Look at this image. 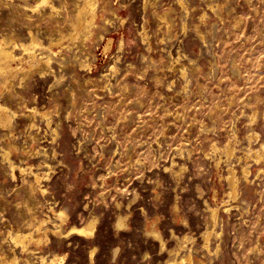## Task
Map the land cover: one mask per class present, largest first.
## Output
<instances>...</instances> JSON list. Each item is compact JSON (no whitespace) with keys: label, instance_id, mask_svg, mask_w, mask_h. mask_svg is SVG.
<instances>
[{"label":"rangeland","instance_id":"374dc122","mask_svg":"<svg viewBox=\"0 0 264 264\" xmlns=\"http://www.w3.org/2000/svg\"><path fill=\"white\" fill-rule=\"evenodd\" d=\"M47 1L0 0L22 68L0 72V264H264V0H99L86 39L82 0ZM32 37L62 40L50 63L30 68Z\"/></svg>","mask_w":264,"mask_h":264},{"label":"bare ground","instance_id":"6f19581e","mask_svg":"<svg viewBox=\"0 0 264 264\" xmlns=\"http://www.w3.org/2000/svg\"><path fill=\"white\" fill-rule=\"evenodd\" d=\"M99 0H82V4L79 6V9H78V12H77V15H76V21L74 22L73 24V33L71 34V37L72 39H77L79 37H83V38H88L92 32V28L95 26V20H96V16H97V6H98V2ZM182 1V0H180ZM178 1V2H180ZM42 3H48L47 0H42ZM183 4V3H182ZM180 5V4H179ZM183 5H181L182 7ZM8 42L6 41V38H2L0 39V72H1V75L6 79L5 83L8 82L10 79L9 78H14L13 76H15L16 74H18V72L20 70H22L21 67L18 66V63H17V66H14V62L16 60H18V57L17 55L15 54V52L8 48V47H4L3 45L4 44H7ZM62 44V40H58L56 42L52 41L50 45L46 46L44 45L41 41L37 40L35 37H32L31 39V43L28 44V45H23L21 44V48L29 53V57H30V68H33V66L36 64V63H41V62H44L46 64L50 63L51 59L53 58L54 55H56V52L53 50V46L54 45H61ZM37 50H41L42 53H46V56L44 57H38L36 52ZM22 61V60H20ZM25 61V60H24ZM22 63V62H21ZM27 63V62H26ZM28 64V63H27ZM37 66V65H36ZM39 66V65H38ZM24 68V67H23ZM29 68V69H30ZM26 70V69H24ZM31 70V69H30ZM34 70V69H33ZM39 70V69H38ZM24 72V71H23ZM22 72V73H23ZM26 72V71H25ZM21 73V74H22ZM2 77V78H3ZM7 79H9L7 81ZM11 121V118L8 114V112L6 111L5 107L1 106L0 105V123L1 124H7ZM233 139V138H232ZM229 143V142H228ZM233 143H231V140H230V143L227 145L226 144V147L224 149V152H225V155H227L226 157L229 158L228 160H230L231 157H235V154H236V148L233 147L234 145H232ZM225 146V145H224ZM261 146V145H260ZM215 147V145H214ZM217 147V146H216ZM251 148V147H250ZM219 149V148H218ZM216 150V149H215ZM248 150V149H247ZM262 150V149H261ZM249 151V150H248ZM223 152V151H221ZM255 152V150L253 151ZM263 153V151H262ZM210 154V153H209ZM253 154V153H252ZM255 154V153H254ZM257 154H258V151H257ZM208 155V154H207ZM249 155V153H248ZM247 155V156H248ZM224 156V155H223ZM222 156V158H223ZM259 158H260V155L258 154L257 155ZM225 157V158H226ZM250 157H252L250 155ZM256 157V156H255ZM254 157V158H255ZM236 158V157H235ZM248 158V157H247ZM244 160V159H243ZM256 160H258V158H256ZM229 162V161H228ZM229 164V163H228ZM11 169H12V173L14 175V171L15 170H19L20 172H23L25 171L26 169H24L23 167L21 166H17L15 165L14 163H11ZM233 165V164H232ZM248 165V164H247ZM41 166V165H40ZM172 166V165H170ZM231 166V165H230ZM229 166V167H230ZM235 166V165H233ZM32 167V166H31ZM248 167V166H247ZM42 168V167H41ZM167 168V167H166ZM236 168V167H235ZM234 167H230L229 169L227 168V170H229V177H228V180H229V183L230 184V188H232V192L230 193L231 195H235V193L237 192V183L239 181V177L237 178V175H236V171ZM241 168V167H240ZM239 168V169H240ZM33 169V168H32ZM170 169V168H169ZM172 169V168H171ZM173 170V169H172ZM242 170V169H241ZM240 170V171H241ZM239 172V171H238ZM244 173V176H248L249 174V169L248 168H244L243 171ZM241 173V172H239ZM241 173V174H243ZM35 176V181H37L39 184H40V181H41V177L39 174H34ZM46 176V175H45ZM228 176V175H227ZM242 177V176H240ZM245 177V179H246ZM244 180V179H243ZM34 181V182H35ZM247 181V180H245ZM36 187V186H35ZM229 187V186H228ZM41 191V190H40ZM229 195V193H228ZM230 195V196H231ZM237 195V194H236ZM235 195V197H236ZM232 196V197H233ZM231 197V198H232ZM233 197V198H235ZM231 205V204H230ZM225 211H227V209L225 208L224 209ZM223 210V211H224ZM229 210V208H228ZM218 211H220L218 208H213L212 209V217H216V215L218 214ZM59 216H61V214H58ZM211 217V218H212ZM215 219V218H214ZM96 218H93L91 220H89L88 222L84 223L83 225L81 226H76V225H72L70 227H68L65 231L61 230V226L60 225H53V228H48L46 227L45 228V236H48V234L50 233L51 235H61V236H65V237H68V236H71V235H76V236H79V237H84V238H91L93 237L94 235V232H95V228H96ZM215 221V220H213ZM46 223V220L43 221L41 223V225L38 227V230H41L43 224ZM125 225V222L120 219L117 226L118 227H122ZM63 229V228H62ZM153 229V227H152ZM210 229V228H209ZM153 231V230H152ZM155 231V230H154ZM40 233V232H39ZM203 234V233H202ZM16 235V234H15ZM154 235L157 237V238H160V235L156 232H154ZM212 235V230H207L205 233H204V239H205V242H206V246L209 248V240H210V237ZM174 236V235H173ZM216 236V235H215ZM31 237L32 238V235H20V234H17L15 236V241L18 243L20 242L22 244V248L23 250L27 249L26 245H25V240L28 241L27 238ZM184 237V236H183ZM186 236L184 237L183 239V242H185ZM202 239V240H204ZM182 240V239H181ZM185 240V241H184ZM187 242V241H186ZM185 242V243H186ZM205 244V243H204ZM161 245L164 246V242L161 240ZM205 246V245H204ZM205 246V247H206ZM185 247V245H184ZM163 248V247H162ZM203 248V247H202ZM180 250V249H179ZM206 250V249H205ZM170 251V250H169ZM175 250H171L170 251V254L173 253ZM178 251V250H176ZM94 251H92L91 255H93ZM191 252L188 254V255H185L184 256H179L178 252L177 254L174 255V257L172 256L169 260H168V264H185L186 262L188 263H191L193 258H192V254ZM42 260V264H62L63 262V259H59L58 257H54L50 260H45L44 258L41 259ZM191 261V262H190ZM196 264H198L196 262Z\"/></svg>","mask_w":264,"mask_h":264}]
</instances>
